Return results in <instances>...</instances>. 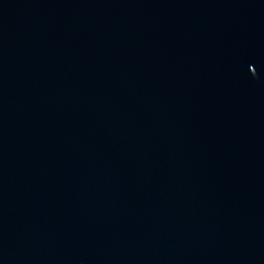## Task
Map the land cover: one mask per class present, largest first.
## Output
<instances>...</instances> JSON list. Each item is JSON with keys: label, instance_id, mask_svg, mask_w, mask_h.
<instances>
[{"label": "water", "instance_id": "95a60500", "mask_svg": "<svg viewBox=\"0 0 264 264\" xmlns=\"http://www.w3.org/2000/svg\"><path fill=\"white\" fill-rule=\"evenodd\" d=\"M0 264H264V0H0Z\"/></svg>", "mask_w": 264, "mask_h": 264}]
</instances>
